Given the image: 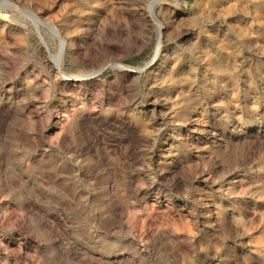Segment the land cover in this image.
Returning <instances> with one entry per match:
<instances>
[{
  "label": "rangeland",
  "instance_id": "1",
  "mask_svg": "<svg viewBox=\"0 0 264 264\" xmlns=\"http://www.w3.org/2000/svg\"><path fill=\"white\" fill-rule=\"evenodd\" d=\"M0 264H264V0H0Z\"/></svg>",
  "mask_w": 264,
  "mask_h": 264
},
{
  "label": "bare ground",
  "instance_id": "2",
  "mask_svg": "<svg viewBox=\"0 0 264 264\" xmlns=\"http://www.w3.org/2000/svg\"><path fill=\"white\" fill-rule=\"evenodd\" d=\"M151 13H152V18H153V20L155 21V23L159 24L158 21H157V19H156V17L154 16L152 10H151ZM59 60H60L59 62L61 63V61H62V60H61V53H60V55H59ZM60 63H59V65H60ZM62 68H63V67H62ZM60 71H61V70H60Z\"/></svg>",
  "mask_w": 264,
  "mask_h": 264
}]
</instances>
